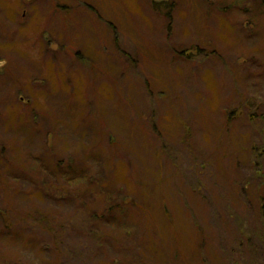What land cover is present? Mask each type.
Wrapping results in <instances>:
<instances>
[{
  "label": "rangeland",
  "instance_id": "obj_1",
  "mask_svg": "<svg viewBox=\"0 0 264 264\" xmlns=\"http://www.w3.org/2000/svg\"><path fill=\"white\" fill-rule=\"evenodd\" d=\"M136 263L264 264V0H0V264Z\"/></svg>",
  "mask_w": 264,
  "mask_h": 264
},
{
  "label": "trees",
  "instance_id": "obj_2",
  "mask_svg": "<svg viewBox=\"0 0 264 264\" xmlns=\"http://www.w3.org/2000/svg\"><path fill=\"white\" fill-rule=\"evenodd\" d=\"M85 62V61H84ZM83 62V63H84ZM47 68V70H51V71H53L54 70V67H46ZM53 69V70H52ZM39 74H42V73H39ZM43 76V75H42ZM46 77H43V79L41 78L40 80H42V83H39L38 81H37V84L39 85V87H42V88H40V90L43 92V91H45V90H49L48 88H47V86L43 83V81L44 80H46L45 79ZM39 79V78H38ZM33 82H35L36 80L35 79H33L32 80ZM67 84V83H66ZM67 86H68V84H67ZM26 91L28 92V88L26 89ZM44 93V92H43ZM47 94H49V92H46ZM70 94H72V93H70ZM26 107H28V108H30V107H32V104L30 103V104H28V105H26ZM31 112V115L30 116H34L33 115V111L31 110L30 111ZM35 114V113H34ZM34 120H36V117H35V119ZM61 163H59V162H57L56 163V165H60ZM42 168H41V166H40V171L42 172ZM40 172V173H41ZM57 172V171H56ZM58 173V172H57ZM40 188V187H39ZM37 199V198H36ZM69 201H71V199H69ZM103 201H104V203H105V208H107V209H105V212H102V213H98V212H95V210H88L85 206V208H86V210H88V211H94L93 213L94 214H96L95 216H96V219H94L93 221H91L90 222V227H91V230L93 231L91 234H89V233H86L85 232V234H88V235H90V236H92V235H94V237L95 238H97L98 240H100V241H102L103 239L101 238V236H100V234H99V232H97L98 230H100L101 228H99V226L100 225H107V226H109L110 225V219H108L107 218V216H108V214L111 216V215H113V213H114V215H120V214H122L123 212H125V208H122L121 207V205H119V206H117V205H115L114 203H113V198H112V196H110L109 198H105V199H103ZM68 203V202H67ZM66 203V204H67ZM79 206H81L80 204H78ZM77 211V210H76ZM108 214H107V213ZM57 214H59V213H57ZM57 214H55L56 215V217H57ZM70 216V215H69ZM113 217V220H114V222H112L111 223V225L113 226L114 224H115V222L116 223H118L119 221L115 218L116 216H112ZM70 218L71 217H69L65 222H63V223H61V225H58L57 226V229H60V227L61 228H63L61 231H58V232H55V234H58V236H59V234L63 231V232H67V233H70V229H72V231H74V229L73 228H70V224H71V220H70ZM37 220H40V221H42V220H44V217H42V216H40L39 218H37ZM68 221V222H67ZM55 250H56V253L57 252H59L60 250H59V248H58V246L56 245L55 246ZM136 264H138V263H136Z\"/></svg>",
  "mask_w": 264,
  "mask_h": 264
}]
</instances>
